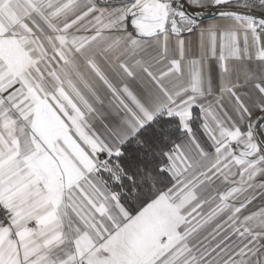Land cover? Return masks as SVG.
I'll return each mask as SVG.
<instances>
[{"label":"snow or ice","instance_id":"snow-or-ice-1","mask_svg":"<svg viewBox=\"0 0 264 264\" xmlns=\"http://www.w3.org/2000/svg\"><path fill=\"white\" fill-rule=\"evenodd\" d=\"M0 264H264V0H0Z\"/></svg>","mask_w":264,"mask_h":264}]
</instances>
